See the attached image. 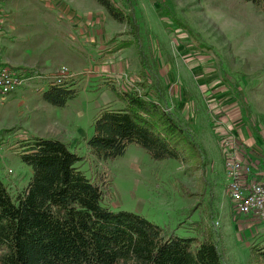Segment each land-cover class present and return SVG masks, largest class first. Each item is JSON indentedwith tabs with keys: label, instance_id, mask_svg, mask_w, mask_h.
<instances>
[{
	"label": "rangeland",
	"instance_id": "obj_1",
	"mask_svg": "<svg viewBox=\"0 0 264 264\" xmlns=\"http://www.w3.org/2000/svg\"><path fill=\"white\" fill-rule=\"evenodd\" d=\"M63 1L68 6L73 1L77 18L69 22L82 35L73 55L78 57L53 70V76L70 75L63 84L76 95L66 108H55L54 117L68 120V130L75 133L64 143L82 158L76 167L87 178L105 174L111 182L102 206L140 215L181 238L194 235L190 224L200 222L213 230L223 264H256L250 247L264 244V228L260 222L246 225L249 218L232 208L224 145L228 138L239 158L250 159L254 181L264 182L254 174L256 162L264 169V10L244 0H135L133 10L128 4L125 9L136 25L133 36L127 23L113 21L95 0ZM4 2L12 3L16 14L6 38L12 45L4 51L12 65L3 66L26 78L27 71L37 72L27 70V51L62 63L66 53L56 39L71 24L57 18L60 1ZM122 41L128 46L114 51ZM52 80L43 81L48 86ZM112 87L120 94L136 90L159 97L192 137L194 147L185 149V159L157 161L135 145L114 160L92 155L87 141L94 119L104 108L123 107ZM232 100L243 108L237 116L226 109ZM27 106V83L0 98V181L11 194L32 176L19 157L22 141L31 138Z\"/></svg>",
	"mask_w": 264,
	"mask_h": 264
},
{
	"label": "trees",
	"instance_id": "obj_2",
	"mask_svg": "<svg viewBox=\"0 0 264 264\" xmlns=\"http://www.w3.org/2000/svg\"><path fill=\"white\" fill-rule=\"evenodd\" d=\"M95 1L113 21L127 23L137 34L125 10L126 4L133 10L135 0ZM244 1L264 10V0ZM127 46L122 41L113 49ZM32 73L27 71V77ZM111 90L123 107L104 108L94 119L87 141L92 155L114 160L135 145L157 161L185 159V149L194 147L192 137L159 97ZM75 96L63 84L50 85L41 98L63 108ZM22 142L19 157L32 176L14 194L0 181V264H223L211 228L193 222L195 234L181 238L135 213L112 212L102 206L111 194L105 174L87 178L76 167L82 158L58 140L31 137ZM255 165V178L262 180L264 169ZM250 256L252 263L264 264V244L252 245Z\"/></svg>",
	"mask_w": 264,
	"mask_h": 264
},
{
	"label": "crops",
	"instance_id": "obj_3",
	"mask_svg": "<svg viewBox=\"0 0 264 264\" xmlns=\"http://www.w3.org/2000/svg\"><path fill=\"white\" fill-rule=\"evenodd\" d=\"M5 0H1L0 2V66L3 65H12V62L10 58L5 54L9 50V46L11 47V43L6 41L7 36H9L12 33V27H10L9 21L14 18V15L16 14L14 11L11 12L10 8L13 7L12 3L4 2ZM61 5L60 7L57 8L56 14L57 18L62 17L64 18L67 22L69 20L77 18L76 17V10L75 7H73V1L70 2L69 6L64 4L63 0H59ZM72 22H69L70 24ZM82 35L78 27L76 25H72L71 27L66 29L64 28L62 30V33H60V38H57L56 40L58 43L61 44V49L64 47L65 55L63 56L62 63H57L51 62L47 59L38 58L33 56L27 51V70H33L37 69V72H33L30 76H28L29 80L27 82V112L29 116H27V136L30 137H40V138H45V139H55L60 142H65L66 140L73 139L75 138V133L70 132L68 129L69 124H67L68 120H65L63 118H59L57 115V119L54 117L55 115V108L54 106H51L50 104L44 102L42 100V96L40 93L44 92L50 85H46L45 81L43 80H48L52 78L53 70L57 65L60 64H68L71 65L73 63L75 57L73 55L75 53H78V47L77 43L79 42V38ZM89 37V36H88ZM11 44V45H10ZM9 45V46H8ZM11 49V48H10ZM3 51V52H2ZM5 51V52H4ZM31 51V50H30ZM2 52V53H1ZM35 52V51H32ZM67 54L69 56H67ZM79 60V59H78ZM75 61V63L78 62ZM52 82V81H51ZM39 87H43V90H38ZM229 92L225 91V96L228 95ZM31 99L37 100L36 103H32L30 101ZM227 98V96H226ZM228 99V98H227ZM166 100V99H165ZM229 101V99L227 100ZM242 101V99H241ZM244 103V102H243ZM227 104V103H226ZM244 107V112L248 114L245 104L243 105ZM66 108H59V109H64ZM229 109L230 113L232 116H237L240 114L243 110L240 109L241 106L237 103V100H232L231 104H228L226 106V109ZM229 113V112H227ZM229 113V114H230ZM248 116V115H247ZM248 221V220H247ZM250 224L247 223L246 225H251L252 221L253 222H258L254 221L253 219H249ZM258 225H262V223H257ZM252 227V226H250ZM249 227V228H250Z\"/></svg>",
	"mask_w": 264,
	"mask_h": 264
},
{
	"label": "built area",
	"instance_id": "obj_4",
	"mask_svg": "<svg viewBox=\"0 0 264 264\" xmlns=\"http://www.w3.org/2000/svg\"><path fill=\"white\" fill-rule=\"evenodd\" d=\"M1 26V25H0ZM70 75L59 72L54 75V85H63ZM7 66H0V98L10 95L28 82ZM225 173L227 177L228 196L237 215L258 221L264 226V182H256L251 177V161L237 156L234 145L225 138ZM1 158V150H0ZM250 161V162H249ZM11 173V170H8Z\"/></svg>",
	"mask_w": 264,
	"mask_h": 264
}]
</instances>
